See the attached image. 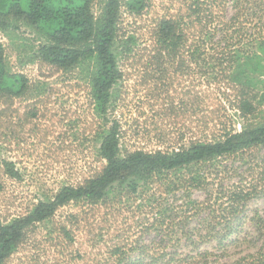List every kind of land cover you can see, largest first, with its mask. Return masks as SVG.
I'll return each mask as SVG.
<instances>
[{
    "label": "trees",
    "instance_id": "16d2710c",
    "mask_svg": "<svg viewBox=\"0 0 264 264\" xmlns=\"http://www.w3.org/2000/svg\"><path fill=\"white\" fill-rule=\"evenodd\" d=\"M96 1L0 0V31L25 24L44 40L35 55L43 76L88 68L90 104L102 121L93 137L99 165L82 183L62 186L11 222L0 217V264L23 251L22 264H264V219L247 213L264 197V161L224 183L229 167L249 164L264 149V123L253 118L264 73V0H182L175 16L152 19L151 80L170 87L173 74L191 79L182 111L198 114L201 132L164 151L124 149L120 123L105 125L124 78L120 62L135 53V37L121 33L124 15L142 17L147 3L106 0L96 16ZM33 87L25 74L8 70L0 43V104L34 98ZM231 110L243 121L240 132L228 126ZM5 126L0 119L3 142ZM4 172L20 178L13 162ZM4 190L0 180V197ZM69 206L76 210L59 214ZM124 207L134 215L126 225L117 220ZM101 210L113 221L97 219ZM248 221L255 239L243 235ZM240 243L258 249L225 261Z\"/></svg>",
    "mask_w": 264,
    "mask_h": 264
},
{
    "label": "rangeland",
    "instance_id": "374dc122",
    "mask_svg": "<svg viewBox=\"0 0 264 264\" xmlns=\"http://www.w3.org/2000/svg\"><path fill=\"white\" fill-rule=\"evenodd\" d=\"M145 1L147 8L142 17L134 18L127 13L124 15V30L121 33L124 37H135V53L130 59L125 58L120 62L124 78L114 91V108L105 125L110 126L113 120L120 123L124 149L164 151L167 147L187 143L191 136H199L201 132L198 114L191 115L182 111V101L186 99V87L191 79L171 73L173 76L167 81L170 87H162L158 79L151 80V67H147L151 65L147 55L152 46V19L175 16L182 0ZM104 2L106 0L94 3L93 11L96 16L100 15ZM43 42L25 24H21L19 29L0 31V43L4 47L8 70L25 74L34 85L35 94L34 98H18L7 106L0 104V119L6 125L3 129L6 138L4 142L0 140V180L5 186L0 197V217L8 222L28 214L35 204L52 198L62 186L82 183L93 168L99 165L98 144L93 137L102 130V121L93 115L90 104V87L86 81L88 68L80 66L69 73L43 76L35 58L38 45ZM147 69L149 71L146 73ZM257 80V111L253 118L257 123H264V73ZM198 89L196 86V90ZM173 105L176 107L175 111L172 109ZM228 117L229 127L231 124L232 129L238 132L243 130V121L236 111H229ZM262 161L264 149L249 164L240 167L237 163L232 168L229 167L224 183L231 185L240 178L247 177L248 172L244 171L259 168L256 165H260ZM5 162L15 163L20 178L12 179L5 174ZM195 197L202 195L197 194ZM74 210V207L69 206L59 214ZM254 212H258L264 219V197L249 203V218ZM94 213L97 219L103 217L113 221L106 210ZM119 213L117 220L122 225L133 221L130 217L134 215L126 207ZM101 226L104 235H107L109 226ZM243 235H249L253 239L257 237L252 222L248 221ZM81 237L85 238L86 235ZM257 243L260 244L259 241ZM249 244L240 243L231 247L224 260L232 261L241 255L257 251L258 244ZM213 248L214 243L202 246V250ZM23 256L25 251L15 255L8 264H22Z\"/></svg>",
    "mask_w": 264,
    "mask_h": 264
}]
</instances>
